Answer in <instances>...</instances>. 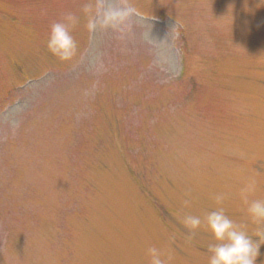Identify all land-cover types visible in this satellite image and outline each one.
Segmentation results:
<instances>
[{"label": "rangeland", "instance_id": "374dc122", "mask_svg": "<svg viewBox=\"0 0 264 264\" xmlns=\"http://www.w3.org/2000/svg\"><path fill=\"white\" fill-rule=\"evenodd\" d=\"M249 184L264 200V0H0V264H209L182 220L251 235Z\"/></svg>", "mask_w": 264, "mask_h": 264}, {"label": "clouds", "instance_id": "9594fccd", "mask_svg": "<svg viewBox=\"0 0 264 264\" xmlns=\"http://www.w3.org/2000/svg\"><path fill=\"white\" fill-rule=\"evenodd\" d=\"M85 11H88L87 7ZM128 14L127 11L106 12L105 23L110 24L113 18L119 19ZM76 21L77 18L74 15L68 14L62 22H56L51 26L47 47L60 60L72 59L77 51V43L69 30ZM94 27L95 23L90 21L88 28ZM253 189L254 185L249 184L242 190L241 195L246 203H248L246 194ZM215 199L220 204L223 197L218 195ZM247 212L252 221L257 224L255 232L251 235L245 230V226L229 218L222 207L210 211L203 220L199 216L187 215L182 223L190 233H194L202 224L211 231L216 243L208 246V251L211 253L209 264H257L260 248L264 245V200L248 203ZM148 254L150 264H165L161 258L162 253L156 247L149 248Z\"/></svg>", "mask_w": 264, "mask_h": 264}]
</instances>
